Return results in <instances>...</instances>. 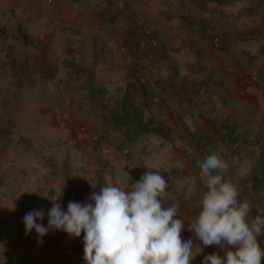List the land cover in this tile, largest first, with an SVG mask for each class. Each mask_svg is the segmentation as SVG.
I'll use <instances>...</instances> for the list:
<instances>
[{"label": "rangeland", "instance_id": "374dc122", "mask_svg": "<svg viewBox=\"0 0 264 264\" xmlns=\"http://www.w3.org/2000/svg\"><path fill=\"white\" fill-rule=\"evenodd\" d=\"M211 152L264 213V0H0V264H85L83 233L23 218L126 173L164 175L191 235Z\"/></svg>", "mask_w": 264, "mask_h": 264}, {"label": "clouds", "instance_id": "9594fccd", "mask_svg": "<svg viewBox=\"0 0 264 264\" xmlns=\"http://www.w3.org/2000/svg\"><path fill=\"white\" fill-rule=\"evenodd\" d=\"M197 164L206 191L190 222L191 235L183 232L189 222L185 224L178 206L167 205L168 180L155 170L131 184L125 172L124 187L104 186L92 193L90 202L70 201L66 210L60 203L65 185L57 186L51 198L45 197L52 203L47 226L40 223L44 212L34 209L23 218L25 233L34 231L38 243L50 230L71 238L83 233L85 264H192L204 247L211 246L224 249L223 255H204L201 264H261L264 213L252 217L253 204L242 199L237 185L226 178L232 165L222 156L211 152ZM238 175L246 177L248 169L239 168Z\"/></svg>", "mask_w": 264, "mask_h": 264}]
</instances>
